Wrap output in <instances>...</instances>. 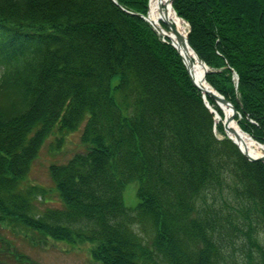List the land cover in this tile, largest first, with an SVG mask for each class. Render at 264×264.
Instances as JSON below:
<instances>
[{
    "label": "trees",
    "instance_id": "1",
    "mask_svg": "<svg viewBox=\"0 0 264 264\" xmlns=\"http://www.w3.org/2000/svg\"><path fill=\"white\" fill-rule=\"evenodd\" d=\"M116 1L0 0V226L90 243L99 264H264V161L216 134L170 39L128 12L148 0ZM173 8L264 143V0ZM80 129L82 150L50 166L63 206L38 212L44 188L23 180L50 136Z\"/></svg>",
    "mask_w": 264,
    "mask_h": 264
},
{
    "label": "rangeland",
    "instance_id": "2",
    "mask_svg": "<svg viewBox=\"0 0 264 264\" xmlns=\"http://www.w3.org/2000/svg\"><path fill=\"white\" fill-rule=\"evenodd\" d=\"M188 25V23L185 24L186 32L189 29ZM163 26H165L164 23ZM118 80L119 78L116 76L113 78L112 84L115 86ZM215 131L218 136L224 134L223 129V132ZM81 134L82 129L70 133L61 146H58L56 136H50L33 161L31 169L22 183L25 187L41 186L44 188V192L38 194L35 200L38 212L63 206L51 177L50 166L52 163L67 161L74 154L80 152L79 150H82ZM137 190V182H131L125 187L123 198L127 207H135L138 204ZM42 240L35 233L6 227V224H2L0 226V264H99L91 254L93 245L90 243L79 245L52 238Z\"/></svg>",
    "mask_w": 264,
    "mask_h": 264
},
{
    "label": "bare ground",
    "instance_id": "3",
    "mask_svg": "<svg viewBox=\"0 0 264 264\" xmlns=\"http://www.w3.org/2000/svg\"><path fill=\"white\" fill-rule=\"evenodd\" d=\"M148 17L154 26L162 28L165 35L171 36L173 42L179 46L182 54L185 56L186 61L192 64L191 68L194 79H196L204 89H209L210 86L204 77L205 68L199 62L197 55L190 47L188 42L179 41L173 31L168 32L163 26L164 20L170 21L183 35L186 34V31L184 30L186 22L177 15L171 5V0H150ZM211 107L215 110V120L217 126L216 130H218V125L222 123L225 113L229 114L230 110L228 107L222 104H217V107L211 105ZM231 127L235 130V132L231 133V135L238 140L239 144L245 150H248L253 155H261L264 153V145H261L248 133L243 131L236 121L231 123Z\"/></svg>",
    "mask_w": 264,
    "mask_h": 264
},
{
    "label": "water",
    "instance_id": "4",
    "mask_svg": "<svg viewBox=\"0 0 264 264\" xmlns=\"http://www.w3.org/2000/svg\"><path fill=\"white\" fill-rule=\"evenodd\" d=\"M116 1V0H114ZM172 2L173 0H171V5H172ZM130 13H133V12H130ZM137 15L143 17L145 20H147L152 26L153 28L160 32V33H164L163 32V29L160 28V27H156L154 26L148 15H144L142 13H136ZM164 23L169 27V29L171 31H173L176 36H177V39L181 42L183 41H186L188 42V44L190 45V47L193 49V51L195 52V54L197 55L198 57V60L199 62L204 66L205 68V73H204V77L206 79V74L207 72L209 71V66L206 64V62L202 59V57L199 55L198 51L190 44L189 42V37H188V33H186L185 35H183L179 30L176 29L175 25L170 22V21H166L164 20ZM169 31V30H168ZM168 37L171 38V36L167 35ZM172 44L174 45V47L177 49V51L179 52V54L181 55V58L183 60V63L185 64L186 66V69H187V72L193 82V84L201 91L203 92V98L205 100V103H206V106L209 108V110L213 113H215V110L211 107V105L209 104V102L207 101V98L206 96H210L211 98H213L218 104H222V105H225L226 107H228V109L230 110V113L229 114H226L225 113V117L224 119L222 120V123H223V127H224V130H225V133L228 135L229 138H231L239 147V149L241 150V152L250 160L252 161H264V153H262L261 155H253L252 153H250L248 150H245L238 142V140L236 138H234L231 133H234L235 130L231 127V123L236 121V116L238 114V110L236 108V106L233 104L232 101H230L229 99H227L223 94H221L219 91H217L212 85H210L209 83V86L210 88L209 89H204L201 84L196 80L194 79L193 75H192V64L191 63H188L185 59V56L182 54L179 46L177 44H175V42H172Z\"/></svg>",
    "mask_w": 264,
    "mask_h": 264
}]
</instances>
